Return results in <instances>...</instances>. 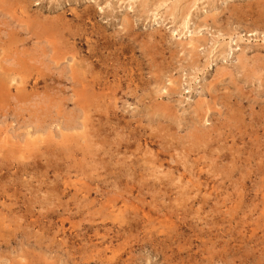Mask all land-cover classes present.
<instances>
[{
	"label": "rangeland",
	"instance_id": "obj_1",
	"mask_svg": "<svg viewBox=\"0 0 264 264\" xmlns=\"http://www.w3.org/2000/svg\"><path fill=\"white\" fill-rule=\"evenodd\" d=\"M0 264H264V0H0Z\"/></svg>",
	"mask_w": 264,
	"mask_h": 264
},
{
	"label": "bare ground",
	"instance_id": "obj_2",
	"mask_svg": "<svg viewBox=\"0 0 264 264\" xmlns=\"http://www.w3.org/2000/svg\"><path fill=\"white\" fill-rule=\"evenodd\" d=\"M98 93H99V92H98ZM36 119H38V118H36ZM36 119H35V120H36ZM39 120H40V119H39ZM40 121H41V120H40ZM93 146H94V145H93ZM25 167H26V166H25Z\"/></svg>",
	"mask_w": 264,
	"mask_h": 264
}]
</instances>
